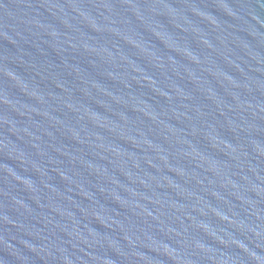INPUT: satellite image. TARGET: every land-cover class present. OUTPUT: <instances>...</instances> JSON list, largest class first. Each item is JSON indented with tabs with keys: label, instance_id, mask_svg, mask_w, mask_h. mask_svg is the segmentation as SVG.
Returning <instances> with one entry per match:
<instances>
[{
	"label": "water",
	"instance_id": "water-1",
	"mask_svg": "<svg viewBox=\"0 0 264 264\" xmlns=\"http://www.w3.org/2000/svg\"><path fill=\"white\" fill-rule=\"evenodd\" d=\"M0 264H264V0H0Z\"/></svg>",
	"mask_w": 264,
	"mask_h": 264
}]
</instances>
